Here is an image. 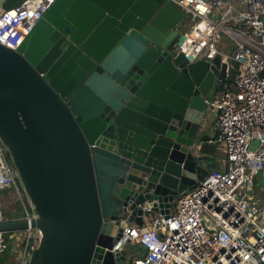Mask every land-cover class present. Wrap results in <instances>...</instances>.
Segmentation results:
<instances>
[{
	"label": "water",
	"instance_id": "95a60500",
	"mask_svg": "<svg viewBox=\"0 0 264 264\" xmlns=\"http://www.w3.org/2000/svg\"><path fill=\"white\" fill-rule=\"evenodd\" d=\"M184 21L165 0H56L16 52L0 45V140L41 235L29 264H130L111 251L123 229L208 173L194 144L226 64L174 52Z\"/></svg>",
	"mask_w": 264,
	"mask_h": 264
},
{
	"label": "built area",
	"instance_id": "2783aa9c",
	"mask_svg": "<svg viewBox=\"0 0 264 264\" xmlns=\"http://www.w3.org/2000/svg\"><path fill=\"white\" fill-rule=\"evenodd\" d=\"M55 1L23 0L19 6L0 10V45L16 52ZM165 2L195 21L174 52L185 60L192 56L193 61H210L219 54L226 64L225 80L206 101L217 130L209 143L222 149L223 161L208 171L197 188L182 193L176 211L167 218L160 213L148 218L153 210L145 205L143 225L123 229L111 251L142 249L143 254L130 264H260L264 200L246 193L253 188V178L264 173V0ZM221 35L232 41L230 51ZM230 72H235L231 82ZM10 188L23 210L18 220L28 224L27 230L18 231L24 233L19 261L29 264L30 250L38 246L41 235L30 228L33 206L0 140V224L8 221L1 208ZM5 233L0 232V253L6 250Z\"/></svg>",
	"mask_w": 264,
	"mask_h": 264
},
{
	"label": "rangeland",
	"instance_id": "374dc122",
	"mask_svg": "<svg viewBox=\"0 0 264 264\" xmlns=\"http://www.w3.org/2000/svg\"><path fill=\"white\" fill-rule=\"evenodd\" d=\"M184 24H185V28L183 32L187 34L194 27L195 21L193 20L191 15L185 14ZM221 39H222V42L227 43L229 45L227 50L230 51L232 47V41L224 35H221ZM234 76H235V72L229 73L230 79H233ZM229 78L228 80H230ZM212 92H214V90L211 91V93ZM211 93L209 95H211ZM260 175H261L260 177L255 176L253 178V184H252L253 188L251 191L247 192L246 195H252L256 199H260L259 201H263L264 200V173H261ZM182 196L183 195L181 194L172 200L170 204V212L174 213L176 211L179 200L182 198ZM238 198H240V196H238ZM1 209L3 212H7L10 218L21 219L23 217V210H22L20 201L15 195L12 188L8 189L4 193ZM21 231H24V230H21ZM23 234L19 233L18 231H12V232L5 233L6 250L3 253H0V264H20V261H19L20 256H21L20 246L22 244ZM129 248L125 247L124 249H129ZM134 257L135 256L129 258V255H127L128 262L130 263Z\"/></svg>",
	"mask_w": 264,
	"mask_h": 264
},
{
	"label": "crops",
	"instance_id": "0c3cea01",
	"mask_svg": "<svg viewBox=\"0 0 264 264\" xmlns=\"http://www.w3.org/2000/svg\"><path fill=\"white\" fill-rule=\"evenodd\" d=\"M220 83L221 81L216 80L214 87H213L214 92H212L211 95H209L208 100L214 97ZM216 137H217V130H216V124H215V116L209 111L208 121L206 125H203L201 130L198 132L197 140L195 141V144H194V149L197 150L196 151L197 157L203 158L204 160H206V162L209 165H211L210 169L219 167L220 163H222L223 161V158L221 156L222 149L213 142L209 143L210 141L214 140ZM209 148H214V150L215 149L216 150L214 151L213 154H209L208 152ZM158 213H159L158 210H155V211L153 210L152 213H150L147 217L148 218L152 217ZM124 250H125L126 256L129 255V257L141 256L143 254V250L137 246H130L129 249H124Z\"/></svg>",
	"mask_w": 264,
	"mask_h": 264
},
{
	"label": "trees",
	"instance_id": "16d2710c",
	"mask_svg": "<svg viewBox=\"0 0 264 264\" xmlns=\"http://www.w3.org/2000/svg\"><path fill=\"white\" fill-rule=\"evenodd\" d=\"M230 79V78H229ZM233 79H230L229 81L231 82ZM206 140V139H205ZM214 148H209L208 149V152H209V154H213L214 153ZM3 214H4V216L5 217H8L9 215L7 214V212H3Z\"/></svg>",
	"mask_w": 264,
	"mask_h": 264
},
{
	"label": "flooded vegetation",
	"instance_id": "af4514ba",
	"mask_svg": "<svg viewBox=\"0 0 264 264\" xmlns=\"http://www.w3.org/2000/svg\"><path fill=\"white\" fill-rule=\"evenodd\" d=\"M6 219H7L8 221H11V220H18V218H10V216L6 217Z\"/></svg>",
	"mask_w": 264,
	"mask_h": 264
}]
</instances>
